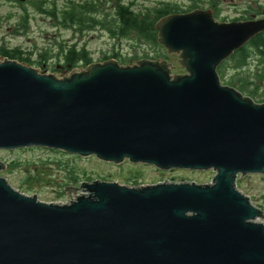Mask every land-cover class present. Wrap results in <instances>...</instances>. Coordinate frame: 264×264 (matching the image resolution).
<instances>
[{
	"label": "water",
	"instance_id": "1",
	"mask_svg": "<svg viewBox=\"0 0 264 264\" xmlns=\"http://www.w3.org/2000/svg\"><path fill=\"white\" fill-rule=\"evenodd\" d=\"M155 29L186 74L172 72L173 60L112 59L59 79L0 58V150L210 171L211 182L94 181L57 204L0 176V264H264V211L237 185L264 176V104L218 73L264 33V18L217 24L196 11Z\"/></svg>",
	"mask_w": 264,
	"mask_h": 264
},
{
	"label": "rangeland",
	"instance_id": "2",
	"mask_svg": "<svg viewBox=\"0 0 264 264\" xmlns=\"http://www.w3.org/2000/svg\"><path fill=\"white\" fill-rule=\"evenodd\" d=\"M56 2L60 11L66 9L71 2L94 3L104 2L105 16L115 14L114 4L121 1L124 4H134L133 10L147 12L154 9L163 1L172 5H183L182 0H52ZM0 7V58H4L5 50H21L24 57H31L34 61L31 65L41 74L53 75L63 78L70 71L63 69L64 61L60 59L61 46L71 47L73 44L84 46L92 53L95 63H103L108 56L120 54L123 64H131L134 60L148 57L153 61H169V53L159 43L149 44L133 33L128 38L113 40L106 30L87 32L83 39L75 36V30L63 26H56L57 22L49 16H40L31 24V28L25 33L18 30L20 14L12 6ZM101 14V16H103ZM12 16L11 20L8 17ZM56 22H52V21ZM77 39V40H74ZM47 53L48 61L40 64L41 55ZM257 56L248 61L247 66L237 71L234 70L235 62L230 61L224 70L222 83L228 84L234 78L239 85L242 79L263 76L262 69L258 68ZM117 60V59H116ZM176 60V59H175ZM175 64V63H174ZM84 65L77 68H84ZM176 75H184L179 69L173 72ZM264 84V78L257 81ZM264 104V103H263ZM0 161L7 164V169L0 173L17 190L28 196H37L46 203L65 204L81 196L79 191L83 183L94 181L116 182L121 185L135 186L153 185L157 183H181L195 182L197 184H209L214 176L213 172L173 170L160 171L155 167L124 162L116 165L99 160L95 156L81 157L65 153L63 151L47 148H29L14 151L0 150ZM74 178V180H71ZM238 188L248 196L254 206L264 211V176L249 175L239 178ZM76 189L77 193L71 194ZM264 222V221H263Z\"/></svg>",
	"mask_w": 264,
	"mask_h": 264
},
{
	"label": "flooded vegetation",
	"instance_id": "3",
	"mask_svg": "<svg viewBox=\"0 0 264 264\" xmlns=\"http://www.w3.org/2000/svg\"><path fill=\"white\" fill-rule=\"evenodd\" d=\"M182 2H183V5H176L177 11H175L173 14H187V13H192L196 11L208 12L212 15L214 21L217 24L245 23L248 21L260 20L264 18V0H182ZM118 3H120V1H117L113 5L114 6L113 11L114 12L116 11V16H117L115 17L114 20L116 21L117 25H118V21H121V17H119V10L116 6V4ZM3 5H6V6L9 5V6H12L14 9H16L17 12L21 16V18L19 19V25L22 21L26 20L27 25H28V30L31 28V24H33L34 21H37L40 18V16L49 15V17L52 18V16H50V13H52V11L54 10H57L58 8L56 5V2L52 0H0V7H4ZM125 5L131 11L136 12L135 10H133L134 4L129 3ZM167 5H170V4L163 1L160 5L158 4V6L153 9V12H157V11L159 12L162 8H165ZM89 6L92 7L93 11L88 12V19H91V18L93 19L94 27L91 29H84V30H82L81 26H78V25L70 27V29L75 30V36L81 37L79 40L85 38L84 35L87 32L89 33L97 32L100 30L101 32L106 31L104 28L106 16L103 15L106 12L105 10L106 4L104 2H100V1H95L94 3L71 2L69 3L67 7L69 11L71 12L72 17L74 16L75 9L82 10L83 12L77 15V17H82L86 15L87 11L89 10L88 8ZM101 14L103 16H101ZM11 19H12V16H9L8 20H11ZM52 22H54V20ZM110 36L113 40L120 38L119 36L113 37L111 34ZM259 36H262V38L264 39V33L260 34ZM74 40H77V39H74ZM75 45L77 44H73V46ZM77 48L79 50L86 49L87 52H89V54L91 55V58L93 59L92 53L87 49L86 46L79 48V45H77ZM250 48L253 50L252 55L258 57L257 58L258 68L262 69L264 72V51L262 54H260L259 52L254 50L251 45H250ZM178 58H179V55H170L168 59L169 60L168 62H171L173 60V64L171 68L172 72H176L179 69H181L177 64ZM252 58L253 57H251L250 59ZM117 60L120 64L123 62L120 54H119V59ZM141 60H151V59H148V57L137 59V60H134V62L130 65H133L135 62H138ZM93 62H95L94 59H93ZM87 66H83V67L86 68ZM221 66H223V64ZM225 67L223 68V73H224ZM182 71L184 72L183 74H186L184 70ZM222 84L225 87H229V88L239 91L246 98L247 97L251 98L256 104L264 103V84H258V83L239 84V85H237L236 83H228V84L222 83ZM135 186H140V184L138 183Z\"/></svg>",
	"mask_w": 264,
	"mask_h": 264
},
{
	"label": "trees",
	"instance_id": "4",
	"mask_svg": "<svg viewBox=\"0 0 264 264\" xmlns=\"http://www.w3.org/2000/svg\"><path fill=\"white\" fill-rule=\"evenodd\" d=\"M116 6L119 10V17H121V21H118L117 25L116 21L114 20L115 17H117L116 11L113 16H108V19H110L109 21L107 20L106 16V21L104 24L105 30H107L113 37L119 36L122 39L128 38L131 34L135 33L143 41L149 44L158 43V33L155 29L156 23L163 17L171 15L175 11H177V7L172 4L167 5L165 8H162L159 12H153L152 9H148L147 12L138 13L131 11L121 1L120 3L116 4ZM88 8L89 10L87 11L86 15L82 17H77V15L83 12L80 9H75L74 16L72 17L68 7H66V9L63 11H60L59 8H57V10H54L52 11V13H50V16H52V19L57 22L56 25V22L54 21L55 25L58 27L63 26L64 28L69 29L70 27L78 25L81 26L82 30L91 29L94 27V23L92 18L88 19V12H92L93 10L90 6ZM18 30H22L25 33L27 32L28 25L26 20L20 23ZM249 44L260 54L263 53L264 39L262 38V36L253 39L251 42H249ZM249 44L242 48L240 51L236 52L228 61H226L225 64H223V66L218 69V73L222 79L224 75L223 68L225 67V65L229 64L230 61L235 62L234 70L239 71L247 66V63L249 60H251V57H254V55H252L253 50L250 48ZM60 50V59L64 61L63 69L67 71H72L81 65L89 66L93 63V59L91 58L89 52H87L86 49L79 50L77 48V45L71 47L61 46ZM24 55L25 54L21 50H5L3 53V56L9 60H16L18 62L25 63L26 65H31L34 62L32 61V58H25ZM112 57L114 59H119V54L115 53ZM48 59L49 56L47 53L41 55L40 64H43V62L45 61L47 62ZM108 59H110V57L107 56L105 60ZM262 78H264V74L263 76L255 75L254 77H247L242 79L239 84H256L257 81L259 79L262 80ZM230 83H235L234 78L231 79ZM71 180H74V178H71ZM137 184L138 182L135 183V185Z\"/></svg>",
	"mask_w": 264,
	"mask_h": 264
}]
</instances>
